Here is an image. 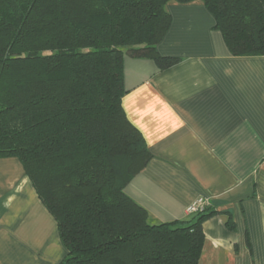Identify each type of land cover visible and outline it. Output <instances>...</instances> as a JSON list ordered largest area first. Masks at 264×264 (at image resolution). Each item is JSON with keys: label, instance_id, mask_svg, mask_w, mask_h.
Instances as JSON below:
<instances>
[{"label": "trees", "instance_id": "trees-1", "mask_svg": "<svg viewBox=\"0 0 264 264\" xmlns=\"http://www.w3.org/2000/svg\"><path fill=\"white\" fill-rule=\"evenodd\" d=\"M197 1L233 56L264 57V0H0V159L56 220L60 264H199L218 212L150 221L125 193L151 154L123 109L125 57L177 64L157 50L168 6Z\"/></svg>", "mask_w": 264, "mask_h": 264}, {"label": "crops", "instance_id": "crops-1", "mask_svg": "<svg viewBox=\"0 0 264 264\" xmlns=\"http://www.w3.org/2000/svg\"><path fill=\"white\" fill-rule=\"evenodd\" d=\"M168 11L157 50L179 62L124 60L123 109L151 154L125 193L156 224L187 222V208L209 200L218 214L203 223L199 264H264V57L233 56L200 1ZM66 254L21 163L0 159V264Z\"/></svg>", "mask_w": 264, "mask_h": 264}, {"label": "built area", "instance_id": "built-area-1", "mask_svg": "<svg viewBox=\"0 0 264 264\" xmlns=\"http://www.w3.org/2000/svg\"><path fill=\"white\" fill-rule=\"evenodd\" d=\"M207 207H209V200L205 198H200L199 200L194 202L192 205H190L187 208L186 212L188 215L193 216L197 213L204 211Z\"/></svg>", "mask_w": 264, "mask_h": 264}]
</instances>
